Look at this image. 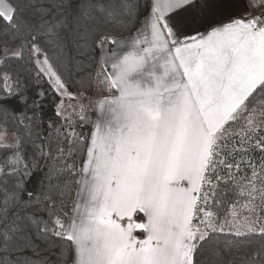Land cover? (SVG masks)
I'll return each instance as SVG.
<instances>
[{
  "label": "snow or ice",
  "instance_id": "snow-or-ice-1",
  "mask_svg": "<svg viewBox=\"0 0 264 264\" xmlns=\"http://www.w3.org/2000/svg\"><path fill=\"white\" fill-rule=\"evenodd\" d=\"M0 264H264V0H0Z\"/></svg>",
  "mask_w": 264,
  "mask_h": 264
},
{
  "label": "trees",
  "instance_id": "trees-1",
  "mask_svg": "<svg viewBox=\"0 0 264 264\" xmlns=\"http://www.w3.org/2000/svg\"><path fill=\"white\" fill-rule=\"evenodd\" d=\"M50 114H51V109H50V106H49V107L45 108V118H47V116L50 115ZM39 178H40V174H37L36 176H34L32 178V182H31L32 186L36 185V182L39 180Z\"/></svg>",
  "mask_w": 264,
  "mask_h": 264
}]
</instances>
